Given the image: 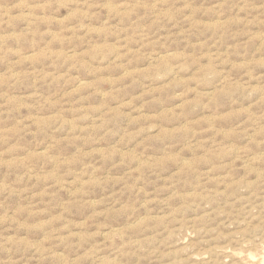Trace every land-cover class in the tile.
Returning a JSON list of instances; mask_svg holds the SVG:
<instances>
[{"label":"rangeland","instance_id":"obj_1","mask_svg":"<svg viewBox=\"0 0 264 264\" xmlns=\"http://www.w3.org/2000/svg\"><path fill=\"white\" fill-rule=\"evenodd\" d=\"M0 264H264V0H0Z\"/></svg>","mask_w":264,"mask_h":264},{"label":"bare ground","instance_id":"obj_2","mask_svg":"<svg viewBox=\"0 0 264 264\" xmlns=\"http://www.w3.org/2000/svg\"><path fill=\"white\" fill-rule=\"evenodd\" d=\"M217 157V156H216ZM252 159V158H251ZM223 252V251H222ZM226 252V251H225ZM227 255V254H226ZM228 256H230V255H228ZM253 258V257H252ZM253 260V259H252ZM261 260V259H260Z\"/></svg>","mask_w":264,"mask_h":264}]
</instances>
